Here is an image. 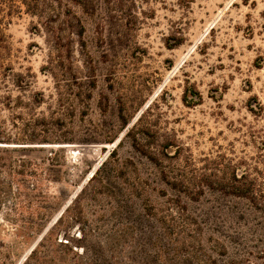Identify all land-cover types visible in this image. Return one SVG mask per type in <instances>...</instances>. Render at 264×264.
<instances>
[{"label": "rangeland", "instance_id": "374dc122", "mask_svg": "<svg viewBox=\"0 0 264 264\" xmlns=\"http://www.w3.org/2000/svg\"><path fill=\"white\" fill-rule=\"evenodd\" d=\"M18 5L0 125L18 134L13 122L35 130L37 118L52 141L17 154L33 160L32 198L0 204L13 264L44 236L41 253L70 242L110 264L113 233L118 264H264V0H62L44 16ZM234 174L259 201L232 194ZM170 218L182 236L167 235ZM13 219L43 230L20 244Z\"/></svg>", "mask_w": 264, "mask_h": 264}, {"label": "trees", "instance_id": "16d2710c", "mask_svg": "<svg viewBox=\"0 0 264 264\" xmlns=\"http://www.w3.org/2000/svg\"><path fill=\"white\" fill-rule=\"evenodd\" d=\"M67 2L81 7L84 11L87 10L88 0H66ZM18 3L25 6L26 10L34 15L44 16L45 14L54 15L58 10V7L62 4V0H0V78L4 76V72L10 69V65L3 61L4 50L7 49V36L5 33V26L7 24V17L12 15L20 9ZM72 9H69L71 12ZM76 17V16H75ZM83 23L78 19V26L81 28L79 35H82ZM12 69V68H11ZM18 76H22L18 74ZM1 83V81H0ZM17 86H21L19 81H16ZM42 123V122H41ZM40 121L36 119L33 120V125L35 126L32 130L31 124H25L23 128L18 127L16 123L13 122V126L18 128L20 132L18 134L10 133L7 128L0 125V204L12 203L14 207H18L23 198L30 200L32 195L24 193L25 189L28 188L27 180L24 178L27 175L36 176V173L31 170L34 165L32 158L19 157L17 154L24 149H36L39 144H51L52 141L49 136H45L42 131H38ZM43 142V143H37ZM154 158H150L153 160ZM97 174H94L89 183L96 180ZM232 194L238 197H245L250 201H259L260 192L254 182V180H248V177L242 176L238 177L236 174L232 177ZM103 190L105 186H101ZM43 198H46L43 196ZM47 199V198H46ZM173 218L169 219V224L166 227V232L169 237L175 235L182 236L180 228L175 224ZM10 221V220H9ZM41 222H26L19 219H13L12 224L15 226L17 231V238L22 240L18 243L25 245L31 239V236L36 231H42ZM183 229V228H182ZM49 232V231H48ZM26 233L29 236H26ZM184 233V231H182ZM120 233H116L109 237L108 242H106L105 254L109 257L110 264H118L119 258L118 248L116 242L122 238ZM45 236L34 246L31 251L25 255V258L21 264H68L70 259V254H74L77 257V261L74 264H81L78 260H84L87 264H107V260L103 257L99 259L83 257L86 254V249L78 254L77 250L74 249L72 245L68 242L67 244L60 243L54 245L52 248H48L46 252L41 253L40 247L43 245ZM176 244L184 248L188 255L192 258H196V251L194 245L191 242L180 240L176 238ZM0 264H13L15 260V255L12 253V247L5 246L0 243ZM6 247V249H5ZM104 253V251H103ZM104 256V255H103Z\"/></svg>", "mask_w": 264, "mask_h": 264}]
</instances>
